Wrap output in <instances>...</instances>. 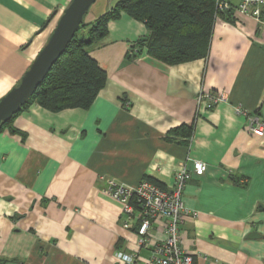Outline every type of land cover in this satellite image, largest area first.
Masks as SVG:
<instances>
[{"label": "crops", "instance_id": "0c3cea01", "mask_svg": "<svg viewBox=\"0 0 264 264\" xmlns=\"http://www.w3.org/2000/svg\"><path fill=\"white\" fill-rule=\"evenodd\" d=\"M116 1L95 0L83 22ZM70 2L0 0V97ZM231 9L234 19L215 18L207 55L178 64L145 50L128 57L146 27L122 13L90 48L106 82L87 108L54 112L33 101L0 128V264H130L118 252L142 262L151 250L137 244L138 220L124 225L105 178L169 189L179 166L194 160L207 169L183 190L181 248L209 264H264V134L236 112L264 118V5L259 21ZM200 92L225 99L208 107L196 102ZM191 123L188 144L169 134ZM150 221L151 238L162 241L163 222Z\"/></svg>", "mask_w": 264, "mask_h": 264}, {"label": "trees", "instance_id": "16d2710c", "mask_svg": "<svg viewBox=\"0 0 264 264\" xmlns=\"http://www.w3.org/2000/svg\"><path fill=\"white\" fill-rule=\"evenodd\" d=\"M231 11L218 10L216 0H117L93 23L81 22L64 52L19 111L33 101L54 112L87 108L106 82V72L90 55V48L106 36L108 22L122 13L146 27V34L130 45L134 51L130 56L127 53L128 57L135 58L145 50L166 64H178L205 57L215 18L232 20ZM193 130L191 123L169 134L182 136L180 142L188 144Z\"/></svg>", "mask_w": 264, "mask_h": 264}, {"label": "built area", "instance_id": "2783aa9c", "mask_svg": "<svg viewBox=\"0 0 264 264\" xmlns=\"http://www.w3.org/2000/svg\"><path fill=\"white\" fill-rule=\"evenodd\" d=\"M220 11L234 8L238 14L247 15L260 20L264 0H216ZM133 49L128 48V54H133ZM225 99L222 93L200 92L196 102L202 100L208 107ZM236 112L245 114L249 120V131L256 135L264 134V118L248 115L246 110L237 107ZM207 165L199 160L192 162L191 168L181 164L174 172V182L171 188H162L157 184L142 180L134 186L126 185L114 178H105L103 189L111 198L122 204V212L126 217L125 226L130 219L138 220L137 244L149 248L150 255L142 262L138 261V255L118 252L117 256L130 264H209L206 254L185 252L180 246V226L189 210L184 206L182 195L186 182L193 176L202 175ZM151 219H159L164 224L165 238L160 242H154L150 235ZM152 239V240H151Z\"/></svg>", "mask_w": 264, "mask_h": 264}, {"label": "water", "instance_id": "95a60500", "mask_svg": "<svg viewBox=\"0 0 264 264\" xmlns=\"http://www.w3.org/2000/svg\"><path fill=\"white\" fill-rule=\"evenodd\" d=\"M95 0H71L63 10L48 41L24 72L18 83L0 97V127L16 114L32 96L51 66L64 52ZM257 235L252 233V236Z\"/></svg>", "mask_w": 264, "mask_h": 264}, {"label": "rangeland", "instance_id": "374dc122", "mask_svg": "<svg viewBox=\"0 0 264 264\" xmlns=\"http://www.w3.org/2000/svg\"><path fill=\"white\" fill-rule=\"evenodd\" d=\"M260 19H261V17H260Z\"/></svg>", "mask_w": 264, "mask_h": 264}]
</instances>
